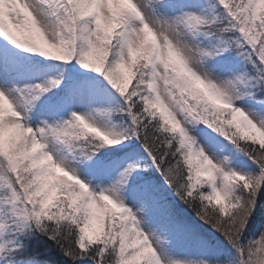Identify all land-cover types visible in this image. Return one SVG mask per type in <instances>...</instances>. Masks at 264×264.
<instances>
[{"label": "snow or ice", "instance_id": "snow-or-ice-1", "mask_svg": "<svg viewBox=\"0 0 264 264\" xmlns=\"http://www.w3.org/2000/svg\"><path fill=\"white\" fill-rule=\"evenodd\" d=\"M0 264H264V0H0Z\"/></svg>", "mask_w": 264, "mask_h": 264}]
</instances>
